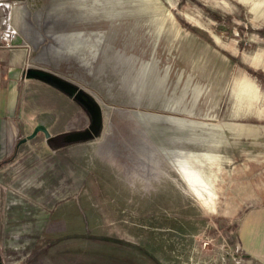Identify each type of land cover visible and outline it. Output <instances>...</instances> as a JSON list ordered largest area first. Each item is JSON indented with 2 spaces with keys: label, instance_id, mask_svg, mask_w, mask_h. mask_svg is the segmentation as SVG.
Listing matches in <instances>:
<instances>
[{
  "label": "rangeland",
  "instance_id": "374dc122",
  "mask_svg": "<svg viewBox=\"0 0 264 264\" xmlns=\"http://www.w3.org/2000/svg\"><path fill=\"white\" fill-rule=\"evenodd\" d=\"M20 1L38 42L27 69L83 91L101 125L63 145L84 112L48 85L19 86L25 133L0 155L1 263L264 264V18L250 11L262 1L264 16V0ZM238 124L257 131L224 127Z\"/></svg>",
  "mask_w": 264,
  "mask_h": 264
},
{
  "label": "crops",
  "instance_id": "0c3cea01",
  "mask_svg": "<svg viewBox=\"0 0 264 264\" xmlns=\"http://www.w3.org/2000/svg\"><path fill=\"white\" fill-rule=\"evenodd\" d=\"M24 1L26 2V0ZM261 4L262 1H257L252 3L250 7V11L258 18H262V17L264 18V16H261L263 12V8H261L262 7ZM122 13L124 14L123 16H125L126 12L125 13L122 12ZM27 14H28V9H26L24 6L22 9H17L14 12V16H13L14 24L18 31V37L16 41H18L19 44L20 43L27 44L26 50L17 49L11 52L0 51V88H3V90H5V95H6L4 102L0 101V155L6 153V151L10 148L11 142L17 139V137H20L19 134L21 135L25 133L23 128L17 126L16 119L13 118L14 109H15L14 96L17 95V93H19V89H18L19 86L21 87V85L33 81L36 82V84H39V86L42 85L44 86V88H47L48 90H52V92H55L54 89L48 87L44 83H41L34 79H29V78L25 79L26 77L25 71L28 68V65L25 64V60H28L27 58H29L30 55V53L29 55L27 53V49L30 48L28 44L31 45L33 43L36 45L38 43L34 41V37H36V34L32 31V28L27 20ZM108 22L109 20L107 19L106 22L104 23L108 24ZM123 25L126 24H121V26ZM141 26H142L141 24H137V23L131 24V27L136 29L134 30V32L133 29L131 31L132 36L135 39L134 40L135 44L140 43L145 37L144 31L141 30L142 28ZM79 34L80 32L77 33V35ZM121 35H123L122 37L127 38L125 36L123 27H122ZM260 39L264 40V35L261 36ZM260 59H261L260 54L257 55L256 57H251L250 65L254 66L257 61H260ZM235 89L237 94L239 96H242L246 100L254 98L257 94V87L255 86V84H253V81L246 75L236 80ZM51 107H54L57 110L61 111L59 107H56L54 105ZM61 113L63 112L61 111ZM168 120L171 124H177L178 122V119L173 117H169ZM187 122L194 123V121H190V120H188ZM224 127H226L228 131H231L237 136L252 137L253 133L257 131L255 129L246 126H242L240 124L234 126L226 125ZM262 131H264V127ZM24 137H28L27 134ZM178 171H181V169L178 168ZM181 178L184 184H188L189 177L181 176Z\"/></svg>",
  "mask_w": 264,
  "mask_h": 264
},
{
  "label": "water",
  "instance_id": "95a60500",
  "mask_svg": "<svg viewBox=\"0 0 264 264\" xmlns=\"http://www.w3.org/2000/svg\"><path fill=\"white\" fill-rule=\"evenodd\" d=\"M25 75L29 79L37 80L41 83H44L56 89L57 91L63 93L68 98H71L73 101L77 102L78 104L80 103V105L83 107L85 111H90L91 113L94 112L88 128L62 134L59 138L61 144L69 145V144L86 142L92 140L97 135L101 125L99 108L88 95H86L83 91L71 85L67 81L59 78L55 74H52L42 69H26ZM90 103L94 105L93 110L90 107ZM41 127L43 129V126ZM37 131L38 129L34 131L33 135ZM22 141L25 140L23 139ZM0 264H2L1 259H0Z\"/></svg>",
  "mask_w": 264,
  "mask_h": 264
},
{
  "label": "built area",
  "instance_id": "2783aa9c",
  "mask_svg": "<svg viewBox=\"0 0 264 264\" xmlns=\"http://www.w3.org/2000/svg\"><path fill=\"white\" fill-rule=\"evenodd\" d=\"M23 7L24 3L20 0H0V51L11 52L22 48L15 44L18 31L13 16L17 9Z\"/></svg>",
  "mask_w": 264,
  "mask_h": 264
},
{
  "label": "flooded vegetation",
  "instance_id": "af4514ba",
  "mask_svg": "<svg viewBox=\"0 0 264 264\" xmlns=\"http://www.w3.org/2000/svg\"><path fill=\"white\" fill-rule=\"evenodd\" d=\"M73 103H75L77 106H79V108L84 112V114H85V116H86V118H87V125L83 128V129H86V128H88L89 127V125H90V122H91V118L93 117V114H94V112L93 113H91L90 111H85L84 109H83V107L80 105V103L78 104L77 102H75V101H73L71 98H69ZM90 107L92 108V110H93V108H94V105L92 104V103H90ZM38 125V133H42V134H45L46 133V130H43L42 129V124H37ZM82 129V130H83ZM78 131V130H77ZM33 136H28L27 138H25L24 140L27 142L29 139H31ZM50 139V138H49ZM51 140V139H50ZM53 140V139H52Z\"/></svg>",
  "mask_w": 264,
  "mask_h": 264
}]
</instances>
